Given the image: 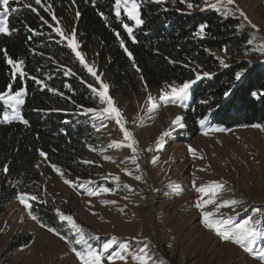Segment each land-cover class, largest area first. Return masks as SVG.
I'll return each mask as SVG.
<instances>
[{
    "label": "trees",
    "instance_id": "16d2710c",
    "mask_svg": "<svg viewBox=\"0 0 264 264\" xmlns=\"http://www.w3.org/2000/svg\"><path fill=\"white\" fill-rule=\"evenodd\" d=\"M137 2L143 20L139 26L124 12L117 17L115 0H41L43 6L34 0L10 1L9 7L16 11L9 16L11 35L0 34V93L8 85L13 93L26 92L21 115L28 124L3 123L6 109L0 102L3 189L11 184L2 194L5 204L17 200L23 190L36 188L41 152L47 154L49 165L58 166L67 177L82 176L88 171L87 149L98 143L92 117L86 111L98 106L87 86L93 78L60 40L52 26L54 20L65 36L75 32L88 59L98 60L111 90L125 97L144 87L196 81L197 74L208 73L192 89L182 118L192 139L201 134L203 119L224 129L264 123V37L250 25L245 29L240 19H224L215 10H198L201 0ZM28 4L31 8L25 7ZM125 24L132 28L131 35ZM211 49L228 55L233 64L222 67ZM5 51L8 58L24 61L27 76L14 75ZM30 204V215L39 225L57 229L65 240L75 239L50 196ZM61 207L70 214L64 204ZM32 240L31 235L23 237L15 247H28ZM165 258L178 264L168 253Z\"/></svg>",
    "mask_w": 264,
    "mask_h": 264
},
{
    "label": "rangeland",
    "instance_id": "374dc122",
    "mask_svg": "<svg viewBox=\"0 0 264 264\" xmlns=\"http://www.w3.org/2000/svg\"><path fill=\"white\" fill-rule=\"evenodd\" d=\"M201 1L198 10H213L208 5L217 3V0ZM0 3L2 5V0ZM229 7L231 15L217 12L224 19H240L245 29L248 25H256L258 31L252 28L264 37V0H235V4ZM240 11L245 13L247 20L240 15ZM121 12H124L123 9ZM52 26L54 30L61 28L57 20ZM60 40L68 47L66 39L60 37ZM76 42L84 62L100 77L97 81L68 47L80 67L93 78L88 88L91 90L89 85H92L99 91L100 83L108 85V94L121 110L125 127L138 141L136 160L139 171L137 165L131 162V149L111 146L114 141H123V133L115 120L94 118V114L89 112L98 143L87 149L85 163L88 171L82 176L67 177L61 168L49 165L47 158L39 154L37 168L41 173L40 180L35 189H25L21 193L36 196L38 199L35 201H39L41 196H50L56 203L57 213L65 214L61 207L64 204L71 211L65 215H71L84 229L93 247L102 248L105 242L115 237L116 243L109 253L104 254L105 257L115 255L127 244L128 252L123 253L127 264H136L132 257L142 247L147 248L153 264H171L165 253L169 258L176 259L178 264H264V260L234 243L224 242L204 227L201 211L195 206L200 194L193 186L199 187L212 181L224 183L218 203L228 200L243 202L220 208L218 218L230 216L236 222H242L251 216L260 222L258 227L264 232V130L255 126L224 129L207 124L208 120L203 119L205 123L201 125V134L192 139L183 119V127L173 123L177 117L183 118L188 97L181 104L165 106L161 103L157 110L151 111L147 103L148 95L151 94L159 103V95L167 85L144 87L128 97L113 92L110 82L99 70L98 60L88 59L77 38ZM209 52L219 63L223 61L228 67L233 64L228 55L214 49ZM199 80L192 84L188 96ZM93 94L98 106L91 109L99 111L106 107ZM4 107L7 110V105ZM1 121L13 123L19 120L5 122L2 118ZM259 125L264 126V123ZM210 128L224 131H208ZM205 132L208 134L205 135ZM160 141L163 142L162 148H158ZM189 147L195 150V156ZM157 157L159 159L154 164L152 161ZM53 166L64 173L63 177ZM138 176L141 178L136 179ZM116 177H119V182ZM65 179L71 180L72 185L64 183ZM2 185L0 172V207H4V212L0 213V264H80L70 243L41 227L32 219L30 208H25L19 199L5 204L2 194L11 184H5L4 189ZM103 188L109 191L96 196L88 195L89 191ZM256 209H260L259 213ZM204 210L216 211V205ZM28 235L33 238L31 244L17 249L16 243ZM255 248H264V236L257 241ZM104 264H108L107 259ZM117 264H124V261L118 260Z\"/></svg>",
    "mask_w": 264,
    "mask_h": 264
},
{
    "label": "snow or ice",
    "instance_id": "6c2138e0",
    "mask_svg": "<svg viewBox=\"0 0 264 264\" xmlns=\"http://www.w3.org/2000/svg\"><path fill=\"white\" fill-rule=\"evenodd\" d=\"M35 4L41 5V0H34ZM155 3H164L165 0H154ZM207 2V0H205ZM10 0H2V11H0V34L11 35V31L9 28V16L12 12H15L16 9L9 7ZM235 4V0H217V3L208 5L215 11H223L225 15H231L232 9L229 7ZM43 6V5H41ZM25 7L31 8V5H25ZM188 7H192L191 4ZM141 4L137 2V0H115V9L116 15L119 17L121 15V9H123L124 13L133 21H135L136 25L143 24V20L141 19L140 13ZM32 11H36L35 8H32ZM79 13H77V16ZM240 15L247 20V16L243 11H240ZM55 19V16H53ZM251 24V21H248ZM126 31L129 35L132 34V28H130L127 24L124 25ZM254 29H257L256 25H252ZM203 27L201 28V32H203ZM56 33L62 38L67 40L68 47L75 53V55L79 58L80 62L84 65L89 73H91L97 81L100 80V77L96 75L95 70L92 67H89L87 63L84 62L83 55L77 51L79 45L76 42V34L73 31L70 36H65L64 31L57 27L55 29ZM258 31V29H257ZM119 35V34H117ZM121 46H123V41H120ZM251 43V41H250ZM264 49V46H261ZM127 52V49L125 48ZM129 57L131 58V53H128ZM5 56L7 58V63L12 65L14 68V75L19 74L20 76H27V73L23 70L24 61H14L11 58L7 57V52L5 51ZM220 63L224 67H228L223 61ZM137 71L139 69L137 68ZM208 73H204V76H207ZM237 79L240 78V74H237ZM32 79H36L33 77ZM201 79V76L197 74L196 80ZM196 81H188L184 82L182 85H167L165 90H162L159 95V103L157 99L151 96V94L147 97V103L151 111H155L160 107V104L167 106L169 104H181L185 101L188 97L189 90ZM37 84H41L42 82L36 80ZM46 87V85H45ZM92 92L95 93L99 101L102 105H106V107L102 108L101 110L97 111L96 109H87V112L93 113L94 118H98L101 120L104 119H113L115 120L116 124L119 125L120 130L123 133V141L116 142L114 141L111 145L112 147L119 148L121 146L127 147L132 151L131 162L137 165V171H139V165L137 164L136 156L138 155V141L134 139L133 133L129 131L126 127V121L123 117V114L120 109L115 106L113 99L108 94V85L100 83V89L97 90L92 85H89ZM51 91H54L50 89ZM25 95L26 92L24 90L16 91L13 93L12 86L8 85L7 89L0 93V102H3L4 105H7V110H5V114L3 120L5 122H9L12 120H19L21 123L27 125L28 121L23 118L20 114V107L25 103ZM255 95V94H254ZM10 110V112L8 111ZM182 118L177 117L175 121H173L174 125L179 127H183L181 123ZM204 121L201 120L200 124L203 126ZM257 128H262L264 130V126L262 125H255ZM208 131H224V129L220 128H210ZM208 133L205 132V135ZM164 135H169V133H165ZM163 147V142H158V148ZM189 151L195 156V150L189 147ZM41 156L47 158V154L41 152ZM202 158V157H201ZM158 157L153 159V163L155 164L158 161ZM54 170L59 173L62 177L64 173L57 167L53 166ZM7 172V168L4 169ZM131 175V173H128ZM141 177H136V179H140ZM117 182H119V177L115 178ZM64 183L72 185V181L65 179ZM196 188V191L200 194V198L196 201L195 206L200 209L202 214V223L205 228L213 231L217 236H219L224 242H231L235 245L240 246L245 251L253 254L256 258L260 260H264V248L256 250L255 246L257 241L264 236V232L260 230L258 227L259 221L253 220L251 216L247 219H244L242 222H236L233 220L232 217L226 218H218V213L220 208L224 207H232L242 203L243 201L238 200H228L218 203V199L220 194L223 192L225 188V184L217 181L209 182L208 184L201 185L199 187L193 185ZM178 187V186H174ZM109 189L103 188L97 191H89L88 195L96 196L100 195L101 193L108 192ZM21 204L24 205L25 208H31V204L29 201H35L38 198L34 195H29L27 193H20L18 197ZM114 203V202H113ZM210 205H216V211L209 212L205 211L204 209ZM259 213L260 209L255 210ZM59 218L61 221H66L70 230L73 232L75 239L66 242L79 246V248L73 246L72 251L75 253L76 257L79 259L80 264H104L105 259H107L108 264H117V261H124V264H127V258L123 253L128 252V245L124 244L121 248L120 252H117L115 255L109 254L105 257V253H109V251L113 248V244L116 243V238H111V241L105 242L102 248L93 247L92 244L89 243V239L87 238L84 229L80 227L74 220L71 215H65L63 213H59ZM32 219H37L35 216ZM41 227H46L45 225L41 224ZM47 230L53 233L56 236H59L60 239L65 240L66 238L57 231V229L53 227H47ZM98 239V238H95ZM136 264H153L152 258L150 257L148 250L146 247H142L139 249V252L132 257Z\"/></svg>",
    "mask_w": 264,
    "mask_h": 264
}]
</instances>
